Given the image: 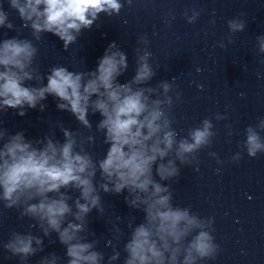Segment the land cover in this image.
Listing matches in <instances>:
<instances>
[{
    "label": "clouds",
    "instance_id": "clouds-1",
    "mask_svg": "<svg viewBox=\"0 0 264 264\" xmlns=\"http://www.w3.org/2000/svg\"><path fill=\"white\" fill-rule=\"evenodd\" d=\"M127 2L131 4V0ZM8 3L31 29L36 41L42 33H50L63 42L65 50L77 42L82 30L92 28L101 13L108 17L119 15L124 7L121 0H8ZM193 20L194 17L189 18V23ZM227 24L233 33L245 28L244 21L233 19ZM0 27L16 30L2 4ZM257 40L259 52L264 53V35ZM137 42L144 47L135 50L137 67L127 83L117 82V77L128 68L127 57L111 42L95 71H69L56 65L49 69L46 85L45 76L33 66L38 49L32 40L12 37L0 42V112L18 109V115L24 116L25 108L36 109L38 105L44 111L46 105L42 101L51 95L58 100L57 109L70 112L85 128L92 127L88 119L90 111L102 117L96 130L103 133V143L109 147L106 156L100 159H94L84 148L85 140L78 139L77 133L64 128L62 123L58 127L63 142L45 136L35 141L42 148L26 141L23 132L9 135L7 129L0 128L3 144L0 201L7 209H22L20 218L36 221L44 237L56 233L59 243L66 247L67 264H102L105 259L96 250L97 241H88L82 235L87 232L88 214L93 209L100 214L104 211L98 189L117 195L127 190L125 203L144 213L139 226L133 227L136 217L128 220L131 235L123 245L126 253L123 264H198L214 259L217 254L218 245L207 230L211 219L200 218L189 207L174 206L171 184L161 183L180 177L177 161L181 165L198 163L197 153L212 143L213 123L205 118L201 126L177 138L178 133L172 127L173 98L169 95L173 84L162 81L157 87L143 86L156 71L150 63L149 41L140 36ZM31 81L37 86L27 83ZM153 95L155 99L151 98ZM176 98L179 100V94ZM257 127L264 131V119ZM93 139L88 136L87 142L92 143ZM244 147L249 157L264 153V140L252 126L246 128ZM240 158L239 153L234 157ZM97 171L98 184L94 183ZM61 189L79 191L74 200L75 210L68 203L72 196ZM115 233L114 239L119 242L123 233L119 227ZM3 247L19 257L21 264L44 250L41 237L15 231ZM119 257L120 252L113 245L107 264H113ZM60 260L52 253L38 264H58Z\"/></svg>",
    "mask_w": 264,
    "mask_h": 264
},
{
    "label": "water",
    "instance_id": "water-1",
    "mask_svg": "<svg viewBox=\"0 0 264 264\" xmlns=\"http://www.w3.org/2000/svg\"><path fill=\"white\" fill-rule=\"evenodd\" d=\"M121 2L124 7L119 15L108 17L101 13L92 28L82 30L77 42L65 50L63 42L50 33H42L41 39L36 41L18 12L10 8L8 0H0L16 29L0 27V42L12 37L32 40L38 49L33 66L45 76V85L49 69L56 65H63L69 71H95L105 49L115 42L127 57L128 68L117 77V82L124 84L135 75V50L144 47L137 41L145 36L156 74L143 86L157 87L162 81L173 84L169 95L173 98L172 127L178 133L177 138L201 126L205 118L213 123L215 135L211 145L197 153L198 163L181 165L177 161L180 177L161 181L171 184L174 206L189 207L200 218L212 221L207 230L218 245L217 254L214 259L198 264H264V153L249 157L244 147L248 126L264 140V131L257 127L264 119V63H261L264 53L259 52L257 40L264 35V0ZM193 17V22L189 23V18ZM233 19L245 22L243 31H230L227 22ZM27 83L37 86L35 81ZM42 103L46 105L44 111H40L39 105L36 109L25 108L24 116L18 115V109L0 112V128L7 129L9 135L23 132L26 141L42 148L43 145H36L35 141L45 136L63 142L64 136L58 127L62 123L64 128L76 132L78 139L85 140L84 148L94 159L106 156L109 145L103 143V133L96 130L102 119L99 113L89 112L92 127L88 129L70 112L57 109L55 97L49 95ZM217 115L226 118L217 119ZM88 136H93L92 143L87 142ZM2 146L0 142V148ZM238 153L241 158L236 160ZM155 178L159 180L158 176ZM99 182L97 171L94 183ZM61 191L72 196L68 203L75 210L74 200L79 191ZM98 191L104 211L100 214L93 209L88 214L87 232L82 235H86L88 241H97L96 250L105 257L102 264H107L113 254V245L120 252L113 264H123L126 256L123 245L131 235L128 220L136 217L133 227L139 226L144 213L125 203L127 190L119 195ZM21 210L7 209L0 201V264H21L19 257L3 247L13 231L43 239L44 250L29 257L26 264H38L52 253L61 257L58 264H67L66 247L59 243L57 234L52 232L50 237H44L36 221L20 218ZM117 227L123 233L119 242L114 239Z\"/></svg>",
    "mask_w": 264,
    "mask_h": 264
}]
</instances>
